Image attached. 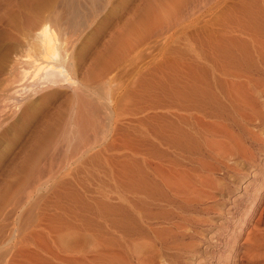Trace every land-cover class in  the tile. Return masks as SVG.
I'll use <instances>...</instances> for the list:
<instances>
[{
    "label": "bare ground",
    "instance_id": "bare-ground-1",
    "mask_svg": "<svg viewBox=\"0 0 264 264\" xmlns=\"http://www.w3.org/2000/svg\"><path fill=\"white\" fill-rule=\"evenodd\" d=\"M109 1L0 0V129L21 114L32 115L29 112L36 103L33 99L41 92L34 85L40 79H48L52 86L63 74L52 70L47 61L46 65L39 62L42 57L49 55L55 63L64 64L75 73L71 54L73 37L86 24L89 26L87 21L102 13ZM144 12L150 13L149 6ZM214 22L206 38H198L191 49L180 50L177 78L164 79L159 84L162 92L148 96L143 140H137L141 133L138 129L132 130V142L122 146L128 155L118 157L121 166L116 162L121 184L117 183L122 185L126 179L130 192H96L94 203L87 197L80 223L72 224L67 231L66 264H181L178 257L190 251L195 245L192 239L198 236L201 227L212 224V214L220 212L216 196L228 189V176L234 171V164L243 160L247 166L251 165L258 159V152L264 153V0H227L223 20ZM124 31L128 33L127 29ZM10 53L15 56L7 67L4 61ZM95 61L101 62V57ZM93 70L91 75H95ZM82 73L75 78L78 83L72 90L70 109L66 110L74 117V124L66 121L58 135L59 119L52 116L54 112L47 114L51 112L48 110L26 150L20 153L18 162L14 161L17 164L10 168L11 179L2 180L5 183L0 186L1 233L5 225L6 229L9 227L5 221L17 212L23 200H29L30 192L49 187L48 161L55 144L59 141L69 144L73 139L70 135L76 133L74 127L82 120L81 124H88L85 119L91 120L87 117L103 108L95 102L102 94L96 87L101 78L93 86L87 81L91 76L85 79ZM41 93L47 101L54 91ZM86 98L91 102H86ZM82 133L80 136L85 135ZM61 150L63 154L65 150ZM40 178L45 181L38 187ZM261 184L264 185V180ZM261 184L248 192L254 197L252 203L259 195ZM31 208L34 206L28 210ZM28 217L29 213L25 212L20 219ZM229 239L232 240L226 248L229 253L241 240L238 245L245 248L244 251L240 247L250 259L264 257V229L257 222L246 229L239 223Z\"/></svg>",
    "mask_w": 264,
    "mask_h": 264
},
{
    "label": "rangeland",
    "instance_id": "rangeland-1",
    "mask_svg": "<svg viewBox=\"0 0 264 264\" xmlns=\"http://www.w3.org/2000/svg\"><path fill=\"white\" fill-rule=\"evenodd\" d=\"M226 3L227 0H110L109 4L104 7L105 9H102V13L98 12L99 14L93 20L87 21L89 26L86 24L85 29L82 28L81 32L79 31L73 37L72 44L75 46L72 45L71 54H73V68H76L74 74L64 64L55 63L49 55L40 59L42 61L39 62H42L43 65L48 62L52 70H59L63 74L55 70L61 75L60 77L58 74L56 75L60 78H57L59 82H55L52 86L48 79H40L41 81L36 83L37 87L36 84L35 87L33 86L34 89L39 87L42 92L40 93H44L43 95L53 91L54 93L48 97L49 99L47 98V101L39 93L33 99V102L36 103H33L34 108L32 107L35 111L32 109L29 112L32 115L21 114L13 119L16 121H11L12 123L9 121V124L0 129V186L11 179L8 177L12 171L10 168L17 164L15 163L18 162L16 159L20 158L26 150L30 137L47 114L54 112L52 116L56 117L55 120L59 119L57 122L59 126L56 125L58 126L56 127L58 135L66 121L74 124V117L66 110L70 109L72 90L78 83L75 78H79L81 72H84L82 77L84 75L85 79L91 76L87 81L93 86L100 83L96 87H99L103 95L100 93V98H95V102L98 106L100 105L99 107L103 106V108L101 107L103 111H100L101 108L98 107L99 110L96 112L98 114L93 112L94 117H87L93 119L92 121L84 118L89 122L88 124H81L84 122L82 120L81 123L79 122V126L77 125L80 130L77 126V128L74 127L76 133L70 137L73 138V142L78 139V143L70 141L68 144L66 141H63L64 143L59 141L56 143L57 145L55 144L53 155L48 161L51 170L47 175V178L50 179L47 180L49 187H41L45 178H43L44 180L40 178L36 185L43 189L39 188L40 191L35 189L33 193L30 192L33 199L28 197L29 200H23V208L22 206L18 207L17 212H14L10 219L5 221L6 223L4 222L9 224V227L6 229L5 225L2 233L0 232V236L4 233L0 239V264H66L67 231L72 224L80 223L83 204L87 200H93L94 203L93 198L96 197V192H122V190L130 192L126 185V179L123 181L124 184L122 182V185H119L121 182L117 179V166H121V164L118 157L124 154L128 155L127 149L122 148L129 146L132 142V130L138 129L137 131L141 133L145 130L144 114L148 96L153 93L154 95L160 94L159 91L162 89L159 84L164 79L177 78L180 50L191 49L196 45L198 38H206V35L215 26L214 20L221 23L226 13ZM148 6L151 14L144 12ZM142 12L147 17L143 16ZM127 18L129 19L127 20ZM131 22L133 23L131 24ZM128 24L131 26L129 27ZM220 25L218 26L220 27ZM125 28L127 34L124 33ZM128 28H132L131 31ZM118 35L122 40H119ZM116 40L119 41L116 42ZM117 43H120V46ZM110 45L115 49L118 46L116 52L114 48L109 47ZM106 49H110L112 52ZM104 53L105 56L102 57ZM14 56L15 53H10L6 57L4 64L8 63L7 67ZM96 56H100L102 61L96 62ZM105 57L106 60L103 61ZM92 69L95 70V75H91L90 70ZM99 78H101L100 82ZM101 85L103 89H100ZM22 100L24 99L22 98ZM86 100V102H91L89 98ZM60 105L62 106L60 107ZM46 112L47 114H45ZM104 118L106 119L104 120ZM93 121L95 124H92ZM81 130L88 133H82ZM80 131L85 135L80 136ZM141 133L137 140L141 138L142 142L144 133ZM80 137L81 140H79ZM78 144H82L80 148ZM119 146L120 151H117ZM74 147L77 148L74 149ZM61 149L65 150L63 154ZM120 153L122 154L120 155ZM257 157L258 159L248 166L243 160L234 164V171L228 176L230 179L228 189H225V194L221 192V195L217 194L216 196L219 199L218 209L220 212L215 213L219 215L212 214V224L201 227L198 236L192 239L195 244L190 249L192 253L188 251L189 253L180 255L177 259L180 261L179 263L264 264V257L252 260L245 255V248L238 245L242 243L241 240L231 253L226 249L230 245L228 241L232 242L229 239L230 234L234 232L239 223L246 229L251 228L257 222V225L264 229V185L261 184L264 180V153L258 152ZM116 162L119 164L117 163V165ZM260 184L262 187L259 190V195L252 203L254 197L249 194L250 189ZM23 194L25 195L27 192H23ZM29 204L34 206L30 211L28 210V207L31 206ZM249 208L251 209L247 214ZM254 210H256L255 213L251 214V211ZM25 212L29 213V217L26 220H21L20 218ZM31 219L32 222H30ZM246 220L250 222L248 223ZM8 236L10 237L8 238ZM73 244L77 243L74 241Z\"/></svg>",
    "mask_w": 264,
    "mask_h": 264
}]
</instances>
